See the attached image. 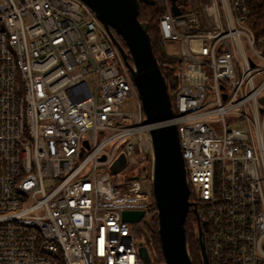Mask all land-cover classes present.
Returning <instances> with one entry per match:
<instances>
[{"label": "built area", "instance_id": "1", "mask_svg": "<svg viewBox=\"0 0 264 264\" xmlns=\"http://www.w3.org/2000/svg\"><path fill=\"white\" fill-rule=\"evenodd\" d=\"M164 5L160 35L180 48L166 64L172 124L208 260L264 264L263 39L246 0ZM132 97L137 110H124ZM144 119L112 35L81 0H0V264H144L151 235L122 216L154 200ZM121 155L137 168L119 183Z\"/></svg>", "mask_w": 264, "mask_h": 264}, {"label": "water", "instance_id": "2", "mask_svg": "<svg viewBox=\"0 0 264 264\" xmlns=\"http://www.w3.org/2000/svg\"><path fill=\"white\" fill-rule=\"evenodd\" d=\"M103 23L112 35L126 64L145 115L144 124L152 125L174 118L166 77L154 54L152 37L147 22L139 20L140 2L153 0H81ZM172 2L175 14L180 10ZM115 30L123 40L114 35ZM264 102V98H261ZM154 148L152 192L158 214V233L164 255L163 263H154L149 247L141 242L140 258L144 264H193L186 235L185 222L191 207L190 186L175 125L153 127L150 130ZM127 164L121 155L111 167L117 173ZM143 210H125L123 219L138 223L145 216ZM203 264H210L203 239L200 240Z\"/></svg>", "mask_w": 264, "mask_h": 264}, {"label": "trees", "instance_id": "3", "mask_svg": "<svg viewBox=\"0 0 264 264\" xmlns=\"http://www.w3.org/2000/svg\"><path fill=\"white\" fill-rule=\"evenodd\" d=\"M180 6H187V0H177ZM249 9L248 25L251 27L254 35L257 39H263V42L259 43V47L263 49L264 52V0H246ZM165 13L164 0H155V3L140 2V13L139 20L142 22H147L149 25V32L152 37V45L155 56L157 57L162 73L168 79V73L166 70V64L175 61L174 55H169L166 51L164 40L162 39L159 31V20L161 16ZM116 38L122 43L123 40L117 34L115 30H112ZM172 103V108L174 109V104ZM175 112V109H174ZM190 200H193V194H190ZM193 209L190 208L188 216L185 222L186 235L188 239L189 250L191 253L193 264H195V258L193 255V246L190 243V231H189V219L192 216ZM146 217L150 219V224L152 228L150 242L147 245L150 250L154 263H163L164 255L161 247L160 236L158 233V214L155 202L150 207L146 213ZM140 238L143 236L140 235Z\"/></svg>", "mask_w": 264, "mask_h": 264}, {"label": "rangeland", "instance_id": "4", "mask_svg": "<svg viewBox=\"0 0 264 264\" xmlns=\"http://www.w3.org/2000/svg\"><path fill=\"white\" fill-rule=\"evenodd\" d=\"M164 45H165L166 51L169 55H178L179 54L180 48H179V43L177 41L165 40ZM123 109L126 111L137 110L136 98L135 97L129 98L128 101L126 102V104L124 105ZM212 125L214 126V128L216 130L221 129V125L219 122L212 123ZM103 135H104V132L100 131L99 132L100 138ZM136 168H137V164L133 163L132 160H130L128 162L127 166L124 167L123 169H121L120 171H118L117 173H114V176H116L118 178L119 183H122V182L126 181L128 178H130L131 176L133 177L136 174V172H135ZM147 221L148 222H146L145 225H143V227H141V228L139 226H137V225H140V223L133 224V226L140 228L141 232H144V229H145V231L151 235L152 228H151V224H150V219L148 218Z\"/></svg>", "mask_w": 264, "mask_h": 264}, {"label": "flooded vegetation", "instance_id": "5", "mask_svg": "<svg viewBox=\"0 0 264 264\" xmlns=\"http://www.w3.org/2000/svg\"><path fill=\"white\" fill-rule=\"evenodd\" d=\"M153 1L155 2V0H153ZM192 209H193L194 214L192 216H190L189 226H188L189 231H190V243L194 247L193 248V255L195 258V264H203L202 257H201L200 240H201V238L203 239V241L205 239L206 226L200 220L199 209L197 208L195 210L194 207H192ZM144 217L142 218V220L140 222H138V223H140V225H137V226H139L140 228L143 227V225H145V223H146V220Z\"/></svg>", "mask_w": 264, "mask_h": 264}, {"label": "bare ground", "instance_id": "6", "mask_svg": "<svg viewBox=\"0 0 264 264\" xmlns=\"http://www.w3.org/2000/svg\"><path fill=\"white\" fill-rule=\"evenodd\" d=\"M172 120H173V118L170 119V120H167V121H163V122H158V123L152 124L150 126H151V128H153V127H161V126L172 125Z\"/></svg>", "mask_w": 264, "mask_h": 264}]
</instances>
